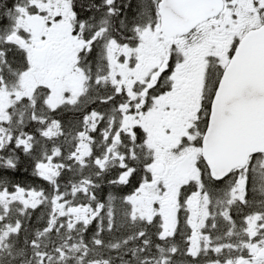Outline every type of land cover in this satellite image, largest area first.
Returning a JSON list of instances; mask_svg holds the SVG:
<instances>
[{
  "label": "snow or ice",
  "instance_id": "obj_1",
  "mask_svg": "<svg viewBox=\"0 0 264 264\" xmlns=\"http://www.w3.org/2000/svg\"><path fill=\"white\" fill-rule=\"evenodd\" d=\"M0 264H264V0H0Z\"/></svg>",
  "mask_w": 264,
  "mask_h": 264
}]
</instances>
